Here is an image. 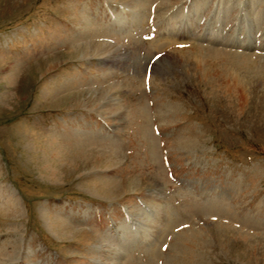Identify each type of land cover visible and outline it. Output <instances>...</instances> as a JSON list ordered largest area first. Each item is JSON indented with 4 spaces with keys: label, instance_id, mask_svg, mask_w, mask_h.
Listing matches in <instances>:
<instances>
[{
    "label": "rangeland",
    "instance_id": "rangeland-1",
    "mask_svg": "<svg viewBox=\"0 0 264 264\" xmlns=\"http://www.w3.org/2000/svg\"><path fill=\"white\" fill-rule=\"evenodd\" d=\"M134 1L0 0V264H264V0Z\"/></svg>",
    "mask_w": 264,
    "mask_h": 264
},
{
    "label": "bare ground",
    "instance_id": "bare-ground-1",
    "mask_svg": "<svg viewBox=\"0 0 264 264\" xmlns=\"http://www.w3.org/2000/svg\"><path fill=\"white\" fill-rule=\"evenodd\" d=\"M196 50H198V49H196ZM178 54H180V53H178ZM202 55H204L203 59L205 60L204 61L205 62L204 66L209 71V73L212 72L214 74V76H217V75H219L222 72H226L227 68H225V64H224L226 62L225 59H224V57H225L224 55H218V54L215 55L211 51H207V50H203L202 51ZM199 57H201V56H199ZM194 60H196V59H194ZM199 60L202 61L201 58L198 59V62H200ZM247 63H248L247 61H244L241 64H242L243 67H245V66H247ZM234 89L235 90L239 89V86H235Z\"/></svg>",
    "mask_w": 264,
    "mask_h": 264
}]
</instances>
